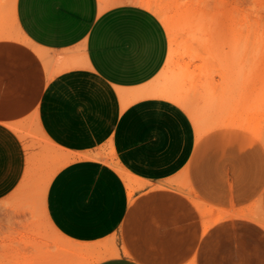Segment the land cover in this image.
<instances>
[{
  "label": "crops",
  "instance_id": "obj_1",
  "mask_svg": "<svg viewBox=\"0 0 264 264\" xmlns=\"http://www.w3.org/2000/svg\"><path fill=\"white\" fill-rule=\"evenodd\" d=\"M9 2L0 201L30 175L34 146H51L70 161L48 174V216L92 264H264L257 142L239 128L226 142L223 131L210 164L186 108L160 93L179 95L158 16L103 0ZM164 63L170 71L152 84Z\"/></svg>",
  "mask_w": 264,
  "mask_h": 264
},
{
  "label": "rangeland",
  "instance_id": "obj_2",
  "mask_svg": "<svg viewBox=\"0 0 264 264\" xmlns=\"http://www.w3.org/2000/svg\"><path fill=\"white\" fill-rule=\"evenodd\" d=\"M103 1L106 3H100V7L137 4L134 0ZM171 1L174 0H156L160 14L153 13L167 30L168 63H176V74L171 79L175 80L176 91L185 98L194 116L177 105L192 120L198 146L209 152L210 164H216L222 145L215 143L222 140L223 131L227 142L231 130L239 128L242 136L247 134L256 140L257 168L264 175V0H181L185 4L176 2L178 8L184 7L181 16L175 15L169 6ZM5 15L10 20L12 3L0 0V25L7 23ZM10 26L14 29L13 23ZM165 64L152 84H160L170 71ZM204 111L209 112L204 114ZM212 113L216 115L213 117ZM209 120L215 122L211 124ZM33 136H38L35 128ZM39 148L37 151L34 146L30 175L23 179L12 197L0 201V264H27L26 259L40 247L39 251H54L59 245L64 246L62 257L69 264H89L96 259L93 255L79 249L77 242L63 237L62 233L57 234L48 224L60 232L47 213V175L70 159L56 158L67 155L51 146L44 151L42 146ZM256 206L253 215L263 217L261 196Z\"/></svg>",
  "mask_w": 264,
  "mask_h": 264
},
{
  "label": "bare ground",
  "instance_id": "obj_3",
  "mask_svg": "<svg viewBox=\"0 0 264 264\" xmlns=\"http://www.w3.org/2000/svg\"><path fill=\"white\" fill-rule=\"evenodd\" d=\"M117 0H111V2L112 3H115ZM183 1H185V0H183ZM183 1H181V0H178V1H171L170 3H169V6L175 11V15L176 16H181L182 15V13H183V11L181 10L182 8H184L183 7V5H182V7L180 8V6H179V8H178V2H182L183 3ZM134 2H136L137 4H140V5H142L143 7H145V8H147V9H149V10H151L152 12H155V13H159L160 14V7H159V5H157L156 4V0H134ZM177 2V3H176ZM186 2V1H185ZM185 2L183 3V4H185ZM181 3V4H182ZM179 5H180V3H179ZM185 6V5H184ZM217 7V6H216ZM215 9H217V8H215ZM178 10V11H177ZM164 20H165V24H166V26H167V28H168V30H170V27L168 26V22H167V20L165 19V17H164ZM161 93V95H164V96H166V97H169L170 99H172V100H174V101H176L177 103H179L182 107H184V108H186V110L188 111V113H190L191 112V114L190 115H193V111H191V109L190 108H188V104L187 103H185V101H184V98L183 97H181L180 95H177V94H172V92H169V91H167V90H165V92L164 91H162V92H160ZM186 104H187V106H186ZM207 111V110H206ZM193 112V113H192ZM205 112V111H204ZM203 112V113H204ZM209 112V111H208ZM208 112H205L204 114H206V113H208ZM209 115V114H208ZM212 115H213V117H214V115H216V114H213L212 113ZM194 116V115H193ZM196 116V115H195ZM203 116H205V115H203ZM196 118V117H195ZM194 118V119H195ZM201 119H202V117H200ZM206 118H207V116H206ZM205 118V119H206ZM210 118V117H209ZM197 119H198V115H197ZM200 119V120H201ZM213 119V118H212ZM215 119V121H216V118H214ZM208 120V119H207ZM211 120V119H210ZM209 120V121H210ZM223 120V119H222ZM196 121V120H195ZM214 121V120H213ZM214 121V122H215ZM220 121V120H219ZM243 121V120H242ZM212 121H210V123H211ZM214 122H212V123H214ZM244 122V121H243ZM242 122V123H243ZM204 123H208V122H205L204 121ZM211 123V124H212ZM222 123V125H223V122H221ZM220 123V124H221ZM196 124H197V122H196ZM205 124V125H206ZM225 124H227V123H225ZM228 124H229V122H228ZM227 124V125H228ZM208 125H210V124H208ZM207 125V126H208ZM235 125V124H234ZM237 125H238V123H237ZM196 126V125H195ZM200 126H201V124H200ZM200 126H198V127H200ZM252 126V125H251ZM197 127V126H196ZM202 127V126H201ZM200 127V128H201ZM209 127V126H208ZM208 127H206V128H208ZM213 127V126H212ZM215 127H216V125H215ZM252 128H253V126H252ZM251 128V129H252ZM250 129V128H249ZM254 129V128H253ZM256 129V128H255ZM205 130V129H204ZM200 132H203V130L202 131H200ZM199 134V133H198ZM68 156H66L65 158H67ZM50 179V175H47V180H46V185L48 184V180ZM49 224V226L53 229V231H55L57 234H59V232L52 226V224H50V223H48ZM60 235V234H59ZM39 246V245H38ZM39 249H42L41 247L39 248ZM39 249L38 250H36L35 252H33L31 255H30V257H28L27 259H26V262H27V264H69L68 262H67V260L64 258V257H62V254L63 255H65L64 253H63V249H64V246H62V245H59L57 248H55L54 249V251L52 250V251H49V250H46V251H44L45 249H43L42 251L40 250L39 251ZM76 264H88V263H85V262H83V263H76ZM89 264H92V262H90Z\"/></svg>",
  "mask_w": 264,
  "mask_h": 264
}]
</instances>
